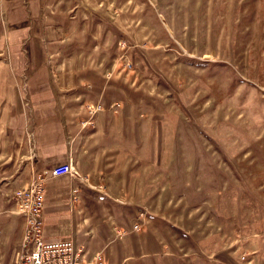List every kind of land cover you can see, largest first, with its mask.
I'll list each match as a JSON object with an SVG mask.
<instances>
[{
	"label": "rangeland",
	"instance_id": "rangeland-1",
	"mask_svg": "<svg viewBox=\"0 0 264 264\" xmlns=\"http://www.w3.org/2000/svg\"><path fill=\"white\" fill-rule=\"evenodd\" d=\"M118 10L108 53L127 97L108 136L113 178L98 188L169 261L264 264V0Z\"/></svg>",
	"mask_w": 264,
	"mask_h": 264
},
{
	"label": "crops",
	"instance_id": "crops-1",
	"mask_svg": "<svg viewBox=\"0 0 264 264\" xmlns=\"http://www.w3.org/2000/svg\"><path fill=\"white\" fill-rule=\"evenodd\" d=\"M118 11V0H0V264L19 250L12 195L32 173L44 180L45 241L70 239L86 256L100 252V264H178L131 232L128 203L98 188L100 175L113 178L108 136L127 97L108 53ZM68 159L86 182L51 176Z\"/></svg>",
	"mask_w": 264,
	"mask_h": 264
},
{
	"label": "built area",
	"instance_id": "built-area-1",
	"mask_svg": "<svg viewBox=\"0 0 264 264\" xmlns=\"http://www.w3.org/2000/svg\"><path fill=\"white\" fill-rule=\"evenodd\" d=\"M127 65H129V62ZM88 109L94 112L99 110L98 106ZM50 173L53 177L67 175L80 182L87 181L85 176L78 173L71 159L53 166ZM43 181L40 174L32 173L27 184L13 191L12 196L16 210L23 218L19 250L16 253L13 264H100V252L86 256L85 252L75 247L70 239L54 241H45L43 239L41 228L44 205ZM76 192V189H71L73 195H76ZM137 227V224L132 225L133 230L137 229Z\"/></svg>",
	"mask_w": 264,
	"mask_h": 264
}]
</instances>
